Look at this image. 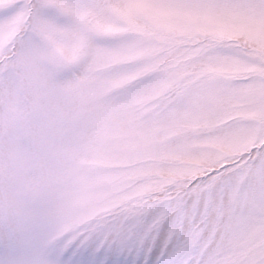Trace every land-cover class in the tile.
Wrapping results in <instances>:
<instances>
[{"label": "snow or ice", "instance_id": "snow-or-ice-1", "mask_svg": "<svg viewBox=\"0 0 264 264\" xmlns=\"http://www.w3.org/2000/svg\"><path fill=\"white\" fill-rule=\"evenodd\" d=\"M264 0H0L11 75L59 64L72 163L111 154L107 194L0 264H264ZM160 255H157V254Z\"/></svg>", "mask_w": 264, "mask_h": 264}, {"label": "rangeland", "instance_id": "rangeland-1", "mask_svg": "<svg viewBox=\"0 0 264 264\" xmlns=\"http://www.w3.org/2000/svg\"><path fill=\"white\" fill-rule=\"evenodd\" d=\"M248 30L264 39L259 26ZM11 38L0 42V63ZM37 57L42 67L18 62L10 76L7 64L0 67V231L15 229L34 243L42 241L54 223L105 196L112 182L107 173L115 166L111 154L73 165L72 123L65 113L74 90L42 91L40 73L60 67L47 38Z\"/></svg>", "mask_w": 264, "mask_h": 264}]
</instances>
